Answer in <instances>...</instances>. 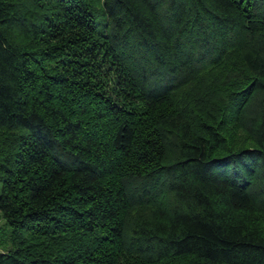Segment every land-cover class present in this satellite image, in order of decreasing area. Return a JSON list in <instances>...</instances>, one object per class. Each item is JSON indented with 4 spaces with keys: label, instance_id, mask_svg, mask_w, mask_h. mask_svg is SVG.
<instances>
[{
    "label": "trees",
    "instance_id": "16d2710c",
    "mask_svg": "<svg viewBox=\"0 0 264 264\" xmlns=\"http://www.w3.org/2000/svg\"><path fill=\"white\" fill-rule=\"evenodd\" d=\"M0 264H264V0H0Z\"/></svg>",
    "mask_w": 264,
    "mask_h": 264
},
{
    "label": "rangeland",
    "instance_id": "374dc122",
    "mask_svg": "<svg viewBox=\"0 0 264 264\" xmlns=\"http://www.w3.org/2000/svg\"><path fill=\"white\" fill-rule=\"evenodd\" d=\"M4 223V220L0 217V251L6 250L9 247L6 240L9 235V228Z\"/></svg>",
    "mask_w": 264,
    "mask_h": 264
}]
</instances>
